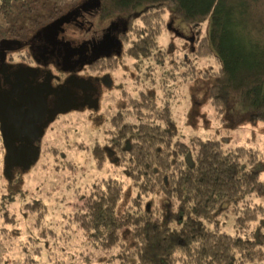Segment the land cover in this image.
Masks as SVG:
<instances>
[{
  "label": "trees",
  "instance_id": "trees-1",
  "mask_svg": "<svg viewBox=\"0 0 264 264\" xmlns=\"http://www.w3.org/2000/svg\"><path fill=\"white\" fill-rule=\"evenodd\" d=\"M48 1L56 10L69 0ZM31 2L0 0V15L15 12L14 7L25 11ZM100 5L104 17L131 18L135 23L124 57L133 60L131 71L141 84L155 83L150 76L164 61L158 36L166 11L171 21L178 19L186 26L207 21L206 35H197L190 51L194 56L211 55L218 63L209 72V101L217 110L236 102L252 120L264 124V28L255 19L251 0H100ZM191 69L194 73V64ZM137 96L134 114L130 119L119 114L116 134L108 140L124 155L128 153L126 174L138 191L134 205L117 212L124 191L118 180L109 178L79 200L71 222L101 248L119 246V264H264L259 245L264 243V219L257 218L261 207L244 204L250 195L264 196V181L256 167L258 152L228 149L214 139L184 143L176 137V122L167 103L158 106L143 89ZM124 142L130 145L127 152ZM92 148L98 150L97 165H102L107 159L103 146L96 143ZM156 189L162 196L160 217L148 205L141 207V196ZM225 204L243 211L237 225L239 231L245 229V236L219 232L199 221ZM10 216L14 221L8 210L3 214L6 222ZM257 219L259 225L249 230ZM173 222L175 228L170 226ZM46 232L54 235L50 229ZM125 239L133 241L129 245Z\"/></svg>",
  "mask_w": 264,
  "mask_h": 264
},
{
  "label": "rangeland",
  "instance_id": "rangeland-1",
  "mask_svg": "<svg viewBox=\"0 0 264 264\" xmlns=\"http://www.w3.org/2000/svg\"><path fill=\"white\" fill-rule=\"evenodd\" d=\"M251 3L255 19L264 28V0H251ZM72 4L73 0H69L66 8ZM64 7L55 10L48 0H32L29 9L24 12H18L14 7L16 11L8 14L17 19L22 17L23 26L29 27ZM163 17L164 25L158 36V45L165 54L164 61L156 66V71L150 76V79L155 77V83L148 80L145 84L135 82V73L126 66L122 68L120 65L113 72V78L123 81L126 87L123 98L132 104L131 107L128 104L127 111L123 110V113L130 119L135 112L138 91L146 90L158 106H162L164 101L167 103L176 122L178 140L189 143L198 138L214 139L228 149L240 147L255 150L260 156L256 167L260 179L264 181V124L252 120L236 102L231 101L220 110L213 107L208 99V83L209 72L218 68L216 59L211 55H192L190 49H195V43L176 35L166 24L171 23V27L187 36H191L195 30L198 37H203L208 31V22L191 27L178 19L171 21L169 11ZM6 18L10 17L0 15L1 30L9 23ZM139 21L135 19L134 22L139 24ZM127 60L130 66L133 60ZM192 64L195 65L194 73ZM168 76L170 80L167 81ZM114 96L118 101L121 97L119 89ZM109 104L113 106L108 99L106 104L102 103L99 111L91 113L84 110L62 116V120L56 121L47 130L42 144L45 153L40 160L29 170L22 173L16 171L10 178L3 175L0 142V264H119L116 257L119 246L103 249L88 233L71 222L74 206L102 180L112 178L122 185L124 194L118 213L124 208H132L133 199L138 196L137 189L126 174L128 155L121 156L118 162L107 158L102 165H97L98 150L92 146L95 141L105 144L116 134V123L120 117L117 116L114 122L113 110L104 111ZM161 199L160 190L156 189L141 196V207L148 205L153 215L160 217L163 211ZM37 204L40 205L36 207ZM244 204H249L251 208L260 206L257 218L264 219V196L250 195ZM26 207L37 208V211L30 213ZM7 210L14 216V221H11V216L9 222L4 219L3 214ZM241 212L225 204L214 211L209 219L200 218L199 221L207 228L217 227L219 232L245 236V229L239 231L237 225ZM258 219L248 225L249 230L259 225ZM170 226L175 228L176 223ZM49 229L54 235L46 232ZM132 241L125 239L129 245ZM259 245L264 253V243Z\"/></svg>",
  "mask_w": 264,
  "mask_h": 264
},
{
  "label": "flooded vegetation",
  "instance_id": "flooded-vegetation-1",
  "mask_svg": "<svg viewBox=\"0 0 264 264\" xmlns=\"http://www.w3.org/2000/svg\"><path fill=\"white\" fill-rule=\"evenodd\" d=\"M87 2L93 7L85 10L81 6ZM66 6L29 27L23 26L22 17L5 14L10 18H6V28L0 29V126L5 141L10 142V174H3L7 178L40 160L47 130L62 116L99 111L109 99L113 106L109 104L104 111L113 110L116 119L132 105L123 98L126 87L113 78V72L120 65L131 71L124 54L135 23L131 18L104 17L96 0H73L70 8ZM67 14V21L52 25ZM168 29L190 43L197 38L194 32L187 36L171 24ZM117 89L121 93L118 101L114 96ZM2 137L0 127L4 168ZM100 145L114 162L124 155L112 140ZM129 146L124 142L122 148L127 152Z\"/></svg>",
  "mask_w": 264,
  "mask_h": 264
},
{
  "label": "water",
  "instance_id": "water-1",
  "mask_svg": "<svg viewBox=\"0 0 264 264\" xmlns=\"http://www.w3.org/2000/svg\"><path fill=\"white\" fill-rule=\"evenodd\" d=\"M97 1V5L100 3V0H96ZM83 9H85V10H87V8H85V7H89V8H92L93 6H92V4H89L88 2L87 3H85V4H83L82 6H81ZM68 14L67 15H65V16H63V17H61L60 19H58L57 21H55L52 25H55V24H62L64 21H67V19H68ZM167 28H169V24H168V27ZM1 127V133H2V138H3V145H4V147H5V151H6V154H5V157H4V168H3V172H4V175H6V176H8L9 174H10V167H11V164H8V154H9V152H10V146H9V143H7L6 141H5V136H4V132H3V129H2V125L0 126Z\"/></svg>",
  "mask_w": 264,
  "mask_h": 264
},
{
  "label": "bare ground",
  "instance_id": "bare-ground-1",
  "mask_svg": "<svg viewBox=\"0 0 264 264\" xmlns=\"http://www.w3.org/2000/svg\"><path fill=\"white\" fill-rule=\"evenodd\" d=\"M167 23H168V24H171V23H169V22H166V24H167Z\"/></svg>",
  "mask_w": 264,
  "mask_h": 264
}]
</instances>
